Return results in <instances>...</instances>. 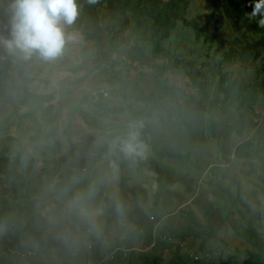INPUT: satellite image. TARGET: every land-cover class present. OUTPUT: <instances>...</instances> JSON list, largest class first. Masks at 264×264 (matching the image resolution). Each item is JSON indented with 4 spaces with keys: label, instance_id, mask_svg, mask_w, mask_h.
Segmentation results:
<instances>
[{
    "label": "trees",
    "instance_id": "1",
    "mask_svg": "<svg viewBox=\"0 0 264 264\" xmlns=\"http://www.w3.org/2000/svg\"><path fill=\"white\" fill-rule=\"evenodd\" d=\"M219 1L220 6H213L214 11H219L230 19L237 30L242 29L245 21L249 20L247 14L251 11L247 1ZM188 2V0H94V2L77 0L79 15L70 29L79 31L82 43L91 42L84 45L83 53L90 52L92 56L76 68L68 67V71L73 74L78 71L89 74L104 68L109 75L106 82L116 85L115 94L121 100L119 104H110L103 97L105 91L101 88L102 91L98 90L96 94L82 95L79 103L86 102L106 114L127 118L119 122H102L86 114L82 115L83 123L90 131L97 132L96 138L89 132L85 140L83 138L85 144L92 141L94 143L91 159L96 165L89 175L85 172L86 167L83 162L89 152L74 140L71 121L75 115L72 111H67L65 125L60 127L63 129L67 145L60 159L51 158L50 154L42 149L43 147L38 146L33 147L37 155L31 156L29 152L23 150L19 139L6 135L8 143L0 148L2 175L0 181L7 185V189L0 191V238L11 231L12 235L11 240L5 241L4 247L0 250L8 255L2 259V264H86L88 260L98 262L101 254L118 246L132 248L130 241L133 239L141 241L142 250L136 252L129 250L126 256L117 252L114 261H105L103 264H120L123 261L125 264L137 262L163 264L161 254L154 252L157 254L154 256L147 251L149 247L151 251H159V253L168 250L171 257L165 261V264H186L187 261L213 264V260L203 258V255H198L195 250V252H190V249L183 250L182 243L188 234L201 239L198 246L201 254L206 251L210 253L217 251L221 254L219 264H231V259L223 253V248H208L206 242L208 239L214 241L211 243L215 247L219 246V243L227 244L218 237L222 227L218 226L214 230L211 228V216L228 223L239 237L250 244L251 249L246 252L242 264H264V233L247 218L245 191L241 189L238 177H231V187L222 186L220 181L225 177V172L221 171V175L217 172V166L209 168L206 162L199 164L192 156L194 147L199 149L204 139L202 134H206L217 148L220 163L230 165L232 161L226 155L225 139L232 132L237 137H242L247 125L252 123V119L260 117L255 111V106L258 103L264 104V34L253 42L246 40L239 49H236L231 42L225 43V36L218 31V26L204 22L202 19H187ZM6 8L11 11L9 6L6 5ZM127 12L130 13L131 28L128 41L126 40L127 44L114 46L111 39L108 43L103 38L104 27L108 25L113 34H116L114 24L118 22L120 24L118 31L122 32L128 23ZM0 20L8 24L11 21L1 11ZM179 23L194 30L195 37L202 40L205 48L214 49L213 55L218 58L220 64L214 84L208 80L207 73L211 67L209 62H203V66L207 68L199 70L193 59L177 55L165 48L164 43L169 40L171 32ZM248 28L253 32H259L257 23L250 24ZM129 42L133 44L128 46ZM114 50H117L119 56L124 59L113 58ZM148 53L160 61L153 64L144 62ZM251 53L252 60L260 58L261 62L255 68L254 77L249 81L232 76L224 69ZM0 57L6 64L5 68H0V102H8L12 107L9 114L0 120L1 131L8 132L13 129L25 136L29 142L34 143L47 139L53 144L47 148L52 149V153L57 151L62 145L57 139L59 132L57 120L60 112L53 102L55 92H38L28 88L23 82L19 87L13 86L17 79H22L25 66L39 61V55L33 54L25 59L21 55L2 53ZM9 58L15 59V62L13 63ZM135 62L137 68L141 66L152 68L155 89L145 91L142 88L140 81L145 74L143 71L135 77L129 75L128 71ZM11 67L14 73L9 71ZM173 69L182 71L196 90V94L186 93L182 88L167 83L166 75ZM83 80L84 76L71 79L68 80V85ZM8 86L19 92L16 101L12 102L6 96L4 88ZM132 102H138L141 106L135 107ZM17 105L23 107L29 105L31 109L16 114L14 108ZM73 110L76 112L77 108ZM36 111H39L38 116H34ZM154 112L157 121L152 123L148 118L153 116ZM221 112L232 115L233 119L220 118ZM13 118H15L14 125L11 124ZM29 118H33L31 124ZM156 125L167 127L166 138L156 136ZM132 131L138 134L139 144L149 147L154 156L181 162L184 174L194 171L199 172L196 173L198 176L205 169L209 171L212 178L205 182L209 184L212 199L223 201L220 207L214 206L211 203L213 200L207 202L208 205L205 204L206 198L200 197L201 190L200 187H196L193 176L174 178V182L183 184L184 192L192 196L193 204L204 211V223L198 222L191 210L180 209L179 211L189 222V232L175 226L173 222L166 226L163 224L161 229L154 232V223L159 220H154L153 215L144 213L143 216L142 207L129 205L130 196H138V190L129 183L130 179L125 171V167L130 162L133 161L137 168H147L156 174L154 205L162 201L163 193L168 192L166 185L171 182L167 173L147 155L141 152L138 155H126L121 151L120 142ZM75 154L79 157V161L72 163L69 159ZM233 156L236 159L251 156L264 161V132L263 136L255 135L239 142L233 150ZM109 166H113L117 183L114 194L103 198V191L99 189V174L103 167ZM49 183L52 184V190L47 192L43 186ZM73 195H76L77 202L83 203L87 211L102 210L103 222L98 236L87 235V239L91 242L88 244L89 249L87 246L78 245L74 256L69 259L71 258L68 254L69 246L52 238L53 232L49 227L50 225L56 227L55 232L65 231L64 220L69 217L71 222L68 230L79 234L86 231L85 218L78 217L76 212L74 213L77 215L61 211L66 202L74 199ZM52 201L56 204L55 207H50L45 214H42L41 211L48 202ZM224 205L234 210L223 213ZM115 211L123 214L131 227L120 241L116 239L114 245L100 251L101 241L111 230ZM159 214L163 212L160 211ZM51 215H53L52 220H49ZM151 216L153 219H150ZM170 238L173 239L172 242L169 241ZM50 250L55 252L57 257L47 256L44 260L28 261L26 258H32V255L22 258L20 256V253L27 251L45 253ZM190 253L200 257L192 258ZM58 256L64 259L60 260Z\"/></svg>",
    "mask_w": 264,
    "mask_h": 264
},
{
    "label": "rangeland",
    "instance_id": "2",
    "mask_svg": "<svg viewBox=\"0 0 264 264\" xmlns=\"http://www.w3.org/2000/svg\"><path fill=\"white\" fill-rule=\"evenodd\" d=\"M188 7L186 11V18L187 19H195V20H203L204 22H207L209 24H214L218 26V31L222 32L225 36V43L228 44L231 42L233 46H235L236 49H239L241 44H243L246 40H249L250 42H253L264 34V28L259 27V32H253L249 30L248 26L252 23H256L254 20H246L245 25H243L242 29L237 30L233 25L230 19L225 17L221 12L214 11L213 6H220L219 0H188ZM247 3L250 5L252 3V0H246ZM6 5L10 7L11 0H0V11L3 12L8 16L9 19H11V11L6 8ZM251 8V7H250ZM251 12V11H250ZM126 16L128 18V23L124 27L122 32H119V26L120 24L118 22H115L114 24V31L116 34L111 31V27L106 25L104 27L103 32V38L109 43L110 39L112 41V44L114 46L117 45H123L127 44V38L128 34L131 31L130 28V13L127 12ZM248 25V26H247ZM10 27L11 25L1 21L0 20V37L3 38H10ZM65 31V45L62 50V53L51 60H45L39 56V61L32 63L30 66H25L23 69V77L22 79H17L13 86L19 87L21 83H26L27 87L30 89H33L38 92H55V99L53 102L57 105L56 108L59 109V117L57 120L58 123V134L57 139L62 145L61 148H58L57 151L52 153V149H48L47 146L53 145L51 142H49L47 139L41 140L39 142H29L25 136L18 133V131H14L13 129L9 130L8 132H3L0 129V148L5 146L8 143V140L5 138L6 135H9L13 138H17L20 140L23 150H26L30 153L31 156H36L37 152L35 149H33L34 146L43 147L48 154H50V157L53 159H60L63 153L66 151L67 145L65 141V135L63 134V129L60 127H63L66 122V114L67 111H72V113L75 115L73 120L71 121V129L74 131V140L77 144H79L84 150L86 149L88 152L87 156L83 160L85 163L84 166L86 167L85 172L87 174H91L92 168L96 165L91 159L92 157V150L94 143L87 142L85 144V141H83V138L85 140V136L87 135V132H89L90 135H93L95 138L97 137V132L90 131V129L83 123L82 115L86 114L87 116H91L97 120H100L102 122H119L122 119H126L125 116H116L112 114H106L105 112L97 110L92 105L84 102L79 103L80 98L82 95H91L98 93V90L100 91L101 88L104 89L105 93L103 94V97L112 105H116L121 103L120 98H118L115 94V84L114 83H107L106 79L108 78V73L104 70V68H101L97 71H94L89 74H85L83 71H78L77 73H71L68 71V67H78L80 64L83 63V61L89 60V58L92 56L90 52L83 53V47L85 44L88 43H82L80 38L81 34L79 31H73L70 29V26L64 27ZM115 35V37H112ZM127 40V41H126ZM126 41V42H125ZM133 42H129V45H132ZM165 48L170 50L172 53H175L177 55H182L183 57L193 59L196 63V66L199 70H205L207 66H203V62H209L210 64V70L207 73L209 75L208 80L211 81L212 84L216 82L217 78V72L220 69L219 66V60L216 56L213 54L215 53L214 49L211 48H205L204 43H202L201 39H197L195 37L194 30H192L189 27L183 26L181 23L177 25V27L171 32L169 40H167L165 43ZM201 50V51H200ZM9 54L7 50L0 46V54ZM204 54V56H202ZM19 55V54H15ZM214 56V57H213ZM251 55L236 61L228 66H226L224 69L228 70L232 76L242 78L245 81H249L252 77L255 75V68L257 65L261 62V59L252 60ZM113 58L117 59H124V57L119 56L118 51L114 50L112 53ZM10 59V58H9ZM13 63L15 62V59H10ZM146 63L153 64L156 62H159L160 60L156 57L153 58L150 53L146 55L145 59ZM137 63H133V66L131 69H129L128 73L131 77H135L138 75L140 71H143L145 74L143 75V79L140 81V84L142 88L145 91H150L155 89L154 80H153V72L151 67L147 66H141L139 68L135 67ZM6 64L2 61L0 57V68H5ZM67 69L65 70L64 69ZM117 68V67H115ZM9 71L14 73V70L9 68ZM81 76H84V80L79 83H74L71 85H68V80L79 78ZM167 83L172 86L180 87L182 88L186 93H193L196 94V90L193 88L191 82L187 77H185L181 70L179 69H173L169 71L166 75ZM66 88V89H65ZM6 96L11 100L12 102L15 100L16 97L19 95V92H16L13 90L12 87L8 86L4 88ZM68 92V93H67ZM135 107H140L141 105L138 102H132ZM261 106V107H260ZM73 108H77V111L73 110ZM31 109V106L26 105V107L23 106H15L14 111L16 114H22L26 110ZM12 110V107L10 106V103H6L5 101L0 102V120L5 117V115L9 114V112ZM255 111L258 112L260 117L253 118L252 123L248 124L244 134L242 137H237L233 132L230 133V135L225 139V148H226V155L227 157L232 161L229 165L228 163H220L218 159L217 154V148L213 141L209 140L207 138V135L202 134V137L204 138L203 141L200 143L199 149L194 147L193 151V159L199 162H206L207 166L213 167L217 166V172L221 171L225 174V177L221 178V185L222 186H232V180L231 177L235 176L238 177L241 188H244V190L247 191L248 195L245 199L246 202H253L257 199L258 201L255 203L254 206L251 207L254 211V215L251 217L249 213L246 210L247 218L250 221H255V226L260 230L264 231V193L263 192H256L258 196L254 197L255 190L257 189L256 185L260 186L261 184L264 187V161H260L258 159H255L251 156H246L242 158H234L233 156V150L235 146L252 136H263L264 132V104H257L255 106ZM75 112V113H74ZM39 111H36L34 113V116H38ZM220 118L232 120V115H227L225 113H220ZM148 120L152 123H155L157 121L156 112H154V115L149 117ZM33 118H29L30 124L32 123ZM15 118H13L12 123L14 125ZM1 127V123H0ZM155 129L157 131L156 136L159 138H166L167 133V127H162L160 125H156ZM174 130V129H173ZM177 132V131H176ZM198 132V131H196ZM258 143L261 141H257ZM66 145V147H64ZM142 149L140 152L142 154L147 155L151 160L154 161V163L161 169H163L166 173L168 178H171V182H169L166 187L168 188V192L163 193V199L162 201L158 202L157 204H153V194L156 190V174L154 172H150L147 168H137L135 163L132 161L128 164V166L125 167V171L127 176L129 177L130 181L129 183L138 190V196H130L129 199V205L134 206H140L144 210V212L141 211V214L144 213L147 215H153L154 220V232H157V229H161V227L169 225L171 222L175 226H178L181 229H184L186 232H189V222L184 216L183 213H181L180 209H189L193 212V216L197 219L198 222L204 223L205 221V213L202 210H199L193 202H192V196L184 192L183 184L181 183H175L174 180L177 178H181L182 176H185V178H189V176H193L195 178V184L196 187H200L201 193L200 197L206 198V205H208L207 202L211 201V203L216 206L220 207L222 204V200H216L212 199V196L209 193V184L205 181L212 178V175H209L208 170L201 171V175H198L194 172L190 171L189 174H184L183 169L181 167V162H178L173 159H167V158H161L154 156L151 151L149 150V147L142 144ZM70 162H77L79 161V157L77 154L73 155L70 159ZM185 169V168H184ZM218 173V176L220 175ZM189 175V176H188ZM222 175V174H221ZM0 177L2 175L0 174ZM99 189L103 191V198L111 197L114 194L117 180L113 174V166L109 167H103L101 170V173L99 174ZM175 178V179H174ZM223 179V180H222ZM53 183V182H51ZM51 183L44 184V188L47 192L52 190ZM262 187V186H260ZM3 189H7V185L4 182L0 181V191ZM89 191V190H88ZM251 195H253V198L251 200ZM74 199L69 200L64 204L62 207V212L64 213H70V214H76L80 218H85L84 223L86 225V231L83 237L86 235H94L98 236L101 230V225L103 222V219L101 217L102 210H92L87 211L84 208L83 203H78L76 195H73ZM55 203L48 202V204L45 206V209L41 211L42 214L44 212L48 211L50 207H55ZM223 213H226L227 211L234 210L228 205H224ZM162 208V209H161ZM226 209V210H225ZM163 212V214H159V212ZM100 214L97 217L91 216L90 214ZM252 214V213H251ZM56 215V214H54ZM51 215V220H52ZM234 217H236V214H234ZM254 217V218H253ZM211 228L214 230L218 226H221L222 229H220L221 232V240L226 242L228 241L229 247L228 249L223 252L226 256L232 257L231 264H242L247 252L251 247L241 239V237L237 236L235 231L228 225L226 222L220 221L216 216H211ZM66 223V227H68V224L71 222V218L64 220ZM130 225L126 222V218L123 214L115 211L114 213V220L112 223V227L110 230L109 235H114L118 241L122 237H125L127 235V231L130 229ZM48 228V227H47ZM67 230V231H66ZM66 233L61 234L59 239L61 241L72 243H77L80 238H77V234H71L70 230L68 228H65ZM64 231V232H65ZM220 232V231H219ZM6 233L4 234L3 238H0V250L2 247H4V242L11 240V234ZM263 233V232H262ZM79 237V236H78ZM223 238V239H222ZM225 239V240H224ZM200 238H196L195 236L188 234L185 236V240L182 243L183 250L190 249V252H198V255L201 254L199 251V244H200ZM135 239L132 244V248L134 250H142L141 244L134 243ZM208 248L216 249L220 246L215 247L214 241L208 239L207 241ZM212 242V243H211ZM91 242L88 239H85L83 241L84 246H89ZM116 243V242H115ZM28 245L30 246L31 244ZM109 248V247H108ZM224 249V248H223ZM195 250V251H194ZM148 252H151V248H147ZM240 251V253L238 252ZM242 251H244L242 253ZM3 254V251L0 252ZM37 254H42L40 251L36 252ZM217 254V253H216ZM8 255H6L7 257ZM37 257L41 260H43L44 257H40L37 255ZM161 257V255H160ZM169 258V255H163L161 257L163 264H165V260ZM28 261H30V257L26 258ZM212 259V258H211ZM33 260V259H32ZM214 262L213 264H218V260L212 259ZM210 260V261H212ZM0 264H2V259H0ZM186 264H197L192 261H187ZM201 264V263H199Z\"/></svg>",
    "mask_w": 264,
    "mask_h": 264
},
{
    "label": "clouds",
    "instance_id": "3",
    "mask_svg": "<svg viewBox=\"0 0 264 264\" xmlns=\"http://www.w3.org/2000/svg\"><path fill=\"white\" fill-rule=\"evenodd\" d=\"M249 7L248 18L264 28V0H252ZM10 8V38L0 37V46L25 59L33 54L45 60L58 57L65 45L64 27L74 24L79 15L77 0H11ZM137 137L135 131L130 132L120 142L121 151L140 154L143 146Z\"/></svg>",
    "mask_w": 264,
    "mask_h": 264
},
{
    "label": "crops",
    "instance_id": "4",
    "mask_svg": "<svg viewBox=\"0 0 264 264\" xmlns=\"http://www.w3.org/2000/svg\"><path fill=\"white\" fill-rule=\"evenodd\" d=\"M261 107V106H260ZM261 115V114H260ZM72 127V126H71ZM250 138V137H249ZM233 177H235V176H233ZM260 186H262V187H260ZM260 186H258V185H256V187H257V189L255 190V194H254V197H256V196H258L257 194H256V192H263L264 193V187H263V185L261 184ZM241 189H243L244 190V188H241ZM245 191V194H244V199H246L247 198V195H248V193H247V191L246 190H244ZM251 197V200H252V198H253V195H251L250 196ZM248 199V198H247ZM257 199H259V197H257ZM254 200L253 202H247V208H246V210H247V212L249 213V215L252 217L253 215H254V211H253V209H251V207L252 206H254L255 205V203L258 201V200ZM63 211V210H62ZM62 213H64V212H62ZM252 213V214H251ZM44 214H45V212H44ZM99 215V213H97V215H95V214H90V217L91 216H95V217H97ZM69 217H67L66 219H68ZM254 218V217H253ZM49 220H51V219H49ZM253 222V224L255 225V221L253 220L252 221ZM49 223H50V221H49ZM51 224L53 225V226H55V224L54 223H52L51 222ZM69 226H70V223L68 224V227H66V223H65V228L67 229H69ZM49 230H51L52 232H53V236H52V238H54L56 241H60V242H62V243H65V244H67V246H69V251H68V254L71 256V258H69V259H72V257L74 256V253H75V251H76V249H77V247H78V245H83L84 246V244H83V241L85 240V239H87V235L85 236V237H83L84 236V234H85V232L84 233H81V234H79L78 232H75V233H71V234H77V235H74V236H77V238H80V240L77 242V243H72L71 241H70V238H69V242L67 241V242H65V241H61V239H59V237H60V235L61 234H64L65 232H64V230L63 231H60V232H58V231H56L55 232V230H56V227H51V225H50V227H49ZM223 231V230H222ZM221 230H220V232H218V237L219 238H221L220 237V235H221V232H222ZM12 232V231H11ZM263 233H264V231H262ZM110 233V232H109ZM109 233L107 234V236H106V238L103 240V241H101V243H100V251H103V249L104 248H108V247H110L111 245H114L115 244V242H116V238H115V236L114 235H109ZM237 235V234H236ZM79 236V237H78ZM238 236V235H237ZM223 239V238H222ZM242 239V238H241ZM225 240V239H224ZM242 240H244V239H242ZM134 241V239L132 240V241H130V243L131 242H133ZM226 241V245H222L221 243H219L218 245L220 246V248H224V250H223V252L225 251V249L227 250L228 249V247H229V244H228V241L227 240H225ZM245 241V240H244ZM141 241H139V240H137V239H135V242L134 243H137V244H139ZM246 242V241H245ZM247 243V242H246ZM132 244V243H131ZM249 246H250V244L249 243H247ZM32 246L33 247H35L33 244H32ZM251 247V246H250ZM251 249V248H250ZM249 249V250H250ZM34 250H35V248H34ZM248 250V251H249ZM168 251V250H167ZM166 250H163L162 251V253H159V251H151L150 253L151 254H153L154 256H156L157 254H161V257L163 256V255H169V258L168 259H166L165 261H167V260H169L170 259V257H171V255H170V253L169 252H167ZM42 254H37V255H39L40 257L42 256V257H44L43 258V260L47 257V256H51V257H57V254L55 253V252H53L52 250H50V251H46L45 253L44 252H42V251H40ZM57 252H60V250H57ZM154 252H156V253H154ZM239 253H240V251H238ZM244 251H242V253H243ZM245 254H246V252H245ZM37 255H36V253H34L32 256V258H30L31 260L33 259V260H41V259H39L38 257H37ZM68 255V256H69ZM6 257V254H1V257H0V259H3V258H5ZM59 257V256H58ZM231 260H232V257H229ZM59 259L60 260H63L64 258L63 257H59ZM29 260V259H28ZM120 264H125V261H123L122 263H120ZM136 264H141L140 262H137Z\"/></svg>",
    "mask_w": 264,
    "mask_h": 264
},
{
    "label": "built area",
    "instance_id": "5",
    "mask_svg": "<svg viewBox=\"0 0 264 264\" xmlns=\"http://www.w3.org/2000/svg\"><path fill=\"white\" fill-rule=\"evenodd\" d=\"M100 91H102V90H100ZM150 219H153V217L151 216ZM162 239H165V237H162ZM172 240H173L172 238L169 239L170 242H172ZM89 247H90V245L88 246V249H89ZM149 248H151V247H149ZM129 250L135 251V252L138 251V250H134L133 248H124V247L118 246V247H116L115 249H113L111 251L104 252L103 254H101V258H100V260L98 262H93L91 260H88L86 262V264H103V262H105V261L106 262L114 261L115 256L117 255L116 254L117 252H120V254L122 256H126L128 254V252H129ZM33 254H34V252L27 251L26 253H20V256L22 258V257H25L26 255L29 256V255H33ZM190 256L192 258H195V259L200 257V256H202L203 258H208L210 260L216 258L218 260L217 262L219 264V260H220L221 254L219 252H217V251L216 252H211V253L206 251V252H204V254H200V256H197L196 254H193V253H190Z\"/></svg>",
    "mask_w": 264,
    "mask_h": 264
}]
</instances>
